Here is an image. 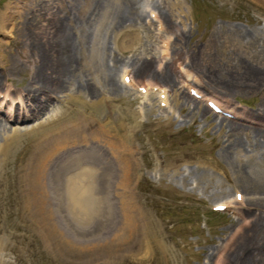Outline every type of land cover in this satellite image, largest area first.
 <instances>
[{"label":"bare ground","instance_id":"6f19581e","mask_svg":"<svg viewBox=\"0 0 264 264\" xmlns=\"http://www.w3.org/2000/svg\"><path fill=\"white\" fill-rule=\"evenodd\" d=\"M15 20H18L20 28L23 27L27 33L25 41L23 40L25 50L21 54V60L22 66L27 65L30 69V74L22 90H11L5 84L11 78V66L5 73H0L4 78L3 83L0 80L1 87L4 89L7 86L4 92L0 91V171L3 164L13 165L11 176L17 178L22 188L23 211L36 219L41 212V200L53 199L60 188V183L52 179L53 175H49V171L68 170L72 163H76L78 169L74 174H71L72 171L62 173L67 182L61 189L70 199L73 216L78 215L79 223L87 217L90 224L96 214L99 215L97 211L101 205L100 200L104 201L102 196L96 197L93 184L96 185L98 180L114 182L116 179L121 185H127L135 180L138 170L137 153L140 148L143 149L142 155L147 151L143 145L138 148L136 144L138 140H143L138 131L143 123L140 116L167 112V122L182 125L187 117L191 121L196 115L206 118L211 111L180 86V77L184 78L187 72H179L171 67L177 53L163 51V54L170 56L167 59L163 57L165 61L149 49L130 56L128 60L119 58L118 52L130 50L132 45L141 42L135 31H139L146 20L138 0H19L15 5L7 4L5 10L0 11V31L4 35H10L12 29L7 22ZM178 31L176 35L180 34ZM234 31L238 45L255 43L256 36L251 31L239 28ZM257 36L264 47V30L261 37ZM163 43L169 44L167 39ZM159 61L162 64L156 66ZM246 67L247 72L245 70L246 73L240 76L234 74L236 71L233 69L229 70L233 72L230 73V80L210 75L217 86L213 87L222 95L231 96L232 90L249 87L248 82L243 81L244 78L254 81L252 85L255 86L264 81V67ZM122 69L133 74L130 86L123 84L118 78V71ZM126 75L129 74L124 77ZM142 76L163 84L137 85V78ZM186 81L183 82L184 87L188 86L184 85ZM131 86L151 92L145 95L136 93L138 96L134 94V97ZM153 86L158 88L161 96L165 95L163 101L167 103V107L157 106ZM84 97H91L95 106H109L111 111L115 109L114 100H118L122 106L126 104L132 110L126 108L122 114L118 113L114 121L108 114L97 116L98 109L96 113L89 109L78 110L74 105L79 100L83 101ZM100 98L99 103L102 105L99 106ZM139 98L141 111H136L133 107ZM208 100L210 99H206V102ZM173 101L179 116L168 109ZM185 108L187 117L181 118ZM262 116L260 112L250 114L255 119ZM6 120L38 123L30 128L14 124L12 128L6 124ZM210 123L220 139L226 136L224 142H220V155L228 163H236L238 171L246 175L248 168L247 164L242 163L241 157L258 158L264 162V128L254 130L244 127L242 123L226 119L217 113L212 114ZM89 131L95 135L92 141ZM24 136H28V141H24ZM8 156L12 159L9 158L10 163ZM235 157L239 158V162ZM112 160L117 161V167ZM202 165L196 171L201 176H206V168ZM197 173L191 167H179L173 170L171 177L182 184L198 186ZM246 187L248 188H244V191L251 192L250 187ZM215 192L222 199L229 196L223 190ZM76 199L81 200V203ZM226 203L228 201L216 205H224L226 208ZM240 203L244 206H238ZM227 207L234 208L246 226L238 225L235 231H231L225 242L217 244L205 255L208 261L212 259V263L202 264H264V193L253 192L248 197L246 193L242 202L235 200ZM245 210L246 213L243 212ZM140 213L142 219L139 221L147 235L146 248L168 253L169 247L167 243L165 245L159 230L150 229L152 226L148 214L143 210ZM125 214L124 221L121 219L117 223L116 233L112 238L106 237L101 246H96L95 241H91L93 239L87 245H79L91 248L93 251H89L90 256L102 255L105 264L121 263L124 261L121 260L123 256L129 254L143 260V255L140 256L144 246L143 239L133 245L134 252L127 254L124 250L128 247V238L131 242L136 241L133 237H127V233L132 231L134 234L139 230L136 217L128 212ZM102 216L110 226L112 214L107 213L106 216L104 213L101 218Z\"/></svg>","mask_w":264,"mask_h":264},{"label":"rangeland","instance_id":"374dc122","mask_svg":"<svg viewBox=\"0 0 264 264\" xmlns=\"http://www.w3.org/2000/svg\"><path fill=\"white\" fill-rule=\"evenodd\" d=\"M18 1L0 0V11H4L7 4L15 5ZM138 1L146 20L139 31L134 30L141 38V42L132 45L130 50L118 52L119 58L128 60L130 56L145 49L153 50L159 55V59L170 57L163 54V51L177 53L171 67L179 72L181 70L187 72L186 76L180 77L179 80L186 93L189 94L187 87L183 86L185 80H187L185 86L195 87L201 93L219 99L221 104L228 110L236 111L235 114L238 116H244L242 112L249 113L246 118L253 121L255 118L250 117V114L262 113V118L255 119V124L241 122L237 118L233 120L254 130L264 128V81L255 86L252 85L254 81L244 78L243 81L248 82L249 87L232 90L231 96H224L213 87L216 86L214 78L230 80V73H233L229 71L231 69L236 71L234 74L240 76L247 72L246 66L264 67V47L262 40L257 36L264 30V0ZM17 21L7 22L8 27L12 29L10 35H4V32L0 31L2 40L0 73H5L11 66L12 71L9 73L11 78L5 83L11 90L15 88L22 90L30 74V69L27 65H24V68L21 60V54L25 50L24 37L27 33L23 27L20 28ZM238 28L251 31L253 36H256L255 43L238 45L234 31ZM177 31L179 35H176ZM166 39L168 45L163 43ZM111 45L115 47L113 43ZM159 63L156 66L162 64L161 61ZM125 74L133 76L129 71L122 69L118 71V78L120 82L130 86L126 80L128 75L124 77ZM210 75L214 77H212L214 82H211ZM0 80L3 83V76H0ZM147 83L163 84L148 77L137 78V85ZM130 88L134 97L137 94H146L140 93L141 90L137 86ZM5 89L7 86H4V89L1 87V91L4 92ZM156 97V104L160 108L162 107L160 103L164 101L159 97V93H156ZM90 98L84 97L85 101L79 100L74 106H77L78 110L89 109L93 113L98 109L97 116L103 117L108 114L112 120L117 119L118 113L122 114L126 108L132 110L126 104L122 106L118 100H114L115 109L111 111L109 106H100L101 98L98 100L100 107L93 105L95 101ZM140 99L134 104L133 108L136 111H141L138 104ZM175 104L173 101L168 109L179 116ZM203 104L206 106L205 102ZM210 111L206 118L196 115L191 121L186 116L185 108L181 118L183 116L187 118L182 125L167 122V112L140 116L143 123L138 131L143 140L141 142L138 140L136 144L138 148L143 145L147 149L146 154L142 155L143 149H139L138 170L135 180L130 184L100 181L95 185L92 181L97 191L96 197L104 198V201L100 200L101 205L97 211L99 215L95 221L99 223L94 228H90L92 225L88 223L87 217H84L87 221L82 219V223H79L78 215L73 216L70 199L61 189L67 182L62 173L72 171L71 174H74L78 169L76 163H72L68 170L49 171V175H53L52 179L60 183V188L53 199L41 200V212L35 219L33 215L23 211L22 188L17 178L11 176L14 167L9 161V158L12 160L11 156H8L9 166L3 164L0 171L1 264H105L102 255L90 256L89 251L93 250L83 248L79 244L87 245L95 241L96 246H101L106 237L112 238L116 233L117 223L121 219L124 221L125 212L136 217L139 230L134 234L132 231L127 233V237H133L136 241L131 242L128 238V247L124 250L127 254L134 252L133 245L143 239L144 246L140 256L143 255L144 259L140 260L137 256L133 258L129 254L123 256L121 260L124 261L116 264L212 263V259L208 261L205 257L207 252L217 244L225 242L228 234L235 231L238 225L246 226L234 208L229 207L223 212H215L213 210L215 204L223 201L232 204L235 200L242 202L246 193L247 197L253 192L264 193V162L258 158L241 157L242 163L248 167L246 175L235 168L236 163H228L219 153L220 142H224L226 136L223 139L218 137L212 127L213 124L210 123L213 114L212 110ZM37 123L29 121L17 126L30 128ZM6 124L12 128L15 126L11 123ZM88 133L92 141L95 135L92 131ZM27 138L28 136L24 141H28ZM107 154L109 155V152ZM238 159L235 157L239 162ZM112 162L117 167V161ZM202 164L206 168V176H201L196 171ZM179 167H191L195 170L199 176L198 186L185 185L173 180L171 174ZM246 186L250 187L251 192L244 191V188H248ZM216 190H223L229 196L225 199L219 198L215 194ZM237 192L239 193L236 194ZM239 196L241 198H238ZM76 201L81 203V200ZM238 206L244 205L240 203ZM141 210L149 216L152 226L150 229L159 230L161 233L165 245L167 243L169 247L168 253L160 249L146 248L147 235L144 234L145 228L139 221L142 219ZM243 212L246 213V210ZM104 213L106 216L107 213L113 216L110 226L106 224L103 216L101 218ZM262 237L264 239V231Z\"/></svg>","mask_w":264,"mask_h":264},{"label":"snow or ice","instance_id":"6c2138e0","mask_svg":"<svg viewBox=\"0 0 264 264\" xmlns=\"http://www.w3.org/2000/svg\"><path fill=\"white\" fill-rule=\"evenodd\" d=\"M238 198H241V197H238Z\"/></svg>","mask_w":264,"mask_h":264}]
</instances>
